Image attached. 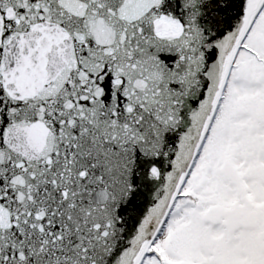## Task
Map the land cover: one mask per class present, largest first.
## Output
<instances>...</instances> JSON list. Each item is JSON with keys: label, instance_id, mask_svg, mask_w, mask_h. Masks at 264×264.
I'll return each instance as SVG.
<instances>
[{"label": "snow or ice", "instance_id": "obj_1", "mask_svg": "<svg viewBox=\"0 0 264 264\" xmlns=\"http://www.w3.org/2000/svg\"><path fill=\"white\" fill-rule=\"evenodd\" d=\"M0 264H264V0H0Z\"/></svg>", "mask_w": 264, "mask_h": 264}]
</instances>
